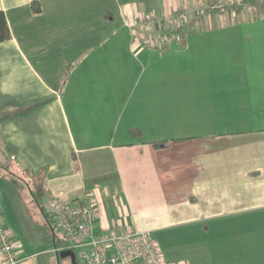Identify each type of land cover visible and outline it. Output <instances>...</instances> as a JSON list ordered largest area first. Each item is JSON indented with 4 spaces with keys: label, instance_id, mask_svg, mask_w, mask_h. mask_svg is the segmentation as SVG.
<instances>
[{
    "label": "crops",
    "instance_id": "0c3cea01",
    "mask_svg": "<svg viewBox=\"0 0 264 264\" xmlns=\"http://www.w3.org/2000/svg\"><path fill=\"white\" fill-rule=\"evenodd\" d=\"M230 1L0 0V156L166 264H264V12Z\"/></svg>",
    "mask_w": 264,
    "mask_h": 264
},
{
    "label": "built area",
    "instance_id": "2783aa9c",
    "mask_svg": "<svg viewBox=\"0 0 264 264\" xmlns=\"http://www.w3.org/2000/svg\"><path fill=\"white\" fill-rule=\"evenodd\" d=\"M232 0L229 4H239ZM44 209L61 231L65 245L57 251L73 250L79 264H166L159 242L151 231L129 227L98 230L102 210L95 197L80 202L55 196L45 188ZM0 264H22L16 242L0 216Z\"/></svg>",
    "mask_w": 264,
    "mask_h": 264
},
{
    "label": "rangeland",
    "instance_id": "374dc122",
    "mask_svg": "<svg viewBox=\"0 0 264 264\" xmlns=\"http://www.w3.org/2000/svg\"><path fill=\"white\" fill-rule=\"evenodd\" d=\"M47 79V78H46ZM4 153L0 156V216L3 226L19 244L23 257L32 264H70V258L60 256L56 240L61 231L42 211L44 199L36 198L28 176L19 172ZM38 197V195H37ZM98 230L101 231L98 227Z\"/></svg>",
    "mask_w": 264,
    "mask_h": 264
},
{
    "label": "trees",
    "instance_id": "16d2710c",
    "mask_svg": "<svg viewBox=\"0 0 264 264\" xmlns=\"http://www.w3.org/2000/svg\"><path fill=\"white\" fill-rule=\"evenodd\" d=\"M239 1H240L239 4H231V6L224 5V6L216 7L215 10L218 11L222 7L223 9H225L226 7H230L231 9H234L235 11H240L244 6H250L258 13L264 12V0H239ZM209 10H212V9H209ZM10 37H11V30H10V27H9V24L6 18V14L3 10H0V42L8 40L10 39ZM25 174L28 176L27 181H28V184L31 185V188H32L31 190L33 194L36 193L38 195V197L37 195H35V197L44 199V195H45L44 185L48 177L47 168L42 167L38 172L34 174H31L30 170L26 169ZM41 208H42L43 213L47 217V219L53 222L50 214L44 209V206H41ZM64 245H65L64 237L60 238L59 240H56L57 247H62ZM76 264H79L78 256L76 259Z\"/></svg>",
    "mask_w": 264,
    "mask_h": 264
},
{
    "label": "water",
    "instance_id": "95a60500",
    "mask_svg": "<svg viewBox=\"0 0 264 264\" xmlns=\"http://www.w3.org/2000/svg\"><path fill=\"white\" fill-rule=\"evenodd\" d=\"M59 252L61 257H65V258L69 257L71 260V264H76L77 255L75 251L68 249V250H61Z\"/></svg>",
    "mask_w": 264,
    "mask_h": 264
},
{
    "label": "flooded vegetation",
    "instance_id": "af4514ba",
    "mask_svg": "<svg viewBox=\"0 0 264 264\" xmlns=\"http://www.w3.org/2000/svg\"><path fill=\"white\" fill-rule=\"evenodd\" d=\"M69 258V257H68Z\"/></svg>",
    "mask_w": 264,
    "mask_h": 264
}]
</instances>
